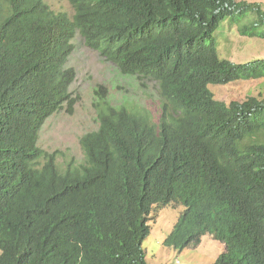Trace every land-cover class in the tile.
Here are the masks:
<instances>
[{"label":"trees","instance_id":"1","mask_svg":"<svg viewBox=\"0 0 264 264\" xmlns=\"http://www.w3.org/2000/svg\"><path fill=\"white\" fill-rule=\"evenodd\" d=\"M0 0V264H148L150 220L183 205L163 243L211 234L213 264H264V98L226 103L210 84L264 78V57L220 56L226 18L264 38V5L247 0ZM245 22H242L244 21ZM78 32L125 75L158 84V122L107 103L64 169L39 143L72 110Z\"/></svg>","mask_w":264,"mask_h":264},{"label":"rangeland","instance_id":"2","mask_svg":"<svg viewBox=\"0 0 264 264\" xmlns=\"http://www.w3.org/2000/svg\"><path fill=\"white\" fill-rule=\"evenodd\" d=\"M247 1L264 5V0ZM46 2L56 11L74 13L69 0ZM230 19L223 20L214 32L220 56L238 63L264 57V38L242 35L240 23ZM74 44L69 65L77 72L71 87L75 104L72 110L64 108L51 115L44 123L39 139L46 151H58L57 163L61 169L72 159L84 161L81 138L98 130L103 105H126L131 109L145 110L156 122L161 115L158 84L151 76L125 75L114 62L90 47L79 32ZM209 88L217 99L226 103L242 101L250 96L264 98V78L210 84ZM183 209V205L168 204L153 214L154 218L149 222L151 232L143 243L148 264H213L225 250L224 244L211 234L204 235L199 244L183 250L164 245L165 237Z\"/></svg>","mask_w":264,"mask_h":264},{"label":"clouds","instance_id":"3","mask_svg":"<svg viewBox=\"0 0 264 264\" xmlns=\"http://www.w3.org/2000/svg\"><path fill=\"white\" fill-rule=\"evenodd\" d=\"M170 204H174V203H170ZM179 216H180V215H179ZM152 217H153V216H152ZM153 218H154V217H153ZM153 218H152V219H153ZM224 246H225V245H224Z\"/></svg>","mask_w":264,"mask_h":264}]
</instances>
